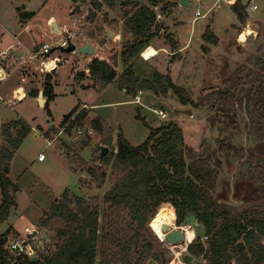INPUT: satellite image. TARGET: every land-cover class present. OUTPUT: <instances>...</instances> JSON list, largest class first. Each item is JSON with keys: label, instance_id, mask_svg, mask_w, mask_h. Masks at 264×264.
Listing matches in <instances>:
<instances>
[{"label": "trees", "instance_id": "obj_1", "mask_svg": "<svg viewBox=\"0 0 264 264\" xmlns=\"http://www.w3.org/2000/svg\"><path fill=\"white\" fill-rule=\"evenodd\" d=\"M100 1L102 3L99 0L91 2L96 11L103 10L104 6L114 10L117 6V0ZM146 1L147 4L132 2L131 10L124 14L123 33L130 36L121 51L120 61L126 67L124 72H117V61L113 65L93 59L88 64L89 74L80 73L76 80L82 82L88 77L93 83L89 88L98 93L117 83L118 88L126 90L132 98L145 91L156 96L172 94L181 107L209 108L231 118L233 124L236 123L238 107L247 102L248 125L260 141L256 154L264 158V59L259 60L262 73L243 65L228 78L222 89L197 102L185 89L176 86L169 76L158 71L152 79L140 78L135 72L134 62L164 31V24L155 9L161 8L165 12L167 8L165 0ZM72 3V14H75L80 11L83 0H72ZM248 6L237 0L231 7L242 24L248 21ZM34 15L20 13L19 17L28 20ZM90 16L94 20L96 15L91 13ZM97 30L98 26L87 34V39L96 41ZM164 37L172 51L177 53L178 44L171 35L164 34ZM203 40L212 45L219 42L210 27L206 28ZM203 49L208 52L207 47ZM55 73L52 70L47 75L44 85L45 111L49 116V105L57 96L52 83ZM247 86L251 88L241 96ZM137 119L150 129L146 141L133 146L120 131L114 147L113 129L100 117L90 119L89 112L80 106L65 115L60 129L68 136L76 134L77 126L89 125L95 138L100 140L101 149H109L107 156H99L94 162L77 157L71 163L75 173L85 175L79 179L80 188L101 190L105 186L106 192L100 200L80 197L65 190L40 220V228L54 233L48 251L38 259V263L33 259L17 261L20 264H170L166 243L161 242L150 228L159 214H166L173 227L175 221L178 227L186 226L188 218L193 217L203 228V237H207V241L196 237L188 246L192 257L201 258L206 264H264V206L256 205L239 212L222 203L216 192L222 165L218 158L194 156V148L186 143L182 129L175 123L152 128L140 114ZM32 131V126L24 120L2 127L0 189L3 202L0 225L8 220L16 207L13 194L18 191L4 174V169L11 164ZM92 138H85L87 140L80 144L88 146ZM67 147L71 149V146ZM219 152L243 155L245 151L221 141ZM255 171L264 178V159ZM239 193H244L245 203L264 202V183L259 186L252 181L237 183L236 194ZM9 235V230L0 235V264H12L11 260H14L6 248Z\"/></svg>", "mask_w": 264, "mask_h": 264}, {"label": "rangeland", "instance_id": "obj_2", "mask_svg": "<svg viewBox=\"0 0 264 264\" xmlns=\"http://www.w3.org/2000/svg\"><path fill=\"white\" fill-rule=\"evenodd\" d=\"M92 1L83 0L80 11L72 14L74 6L71 0H2L0 4V51L6 50L14 42L16 43V40L26 44L32 51L36 44L41 48L46 42L52 48L58 47L67 38L62 33H53L52 24L49 21L53 18L59 27H63L62 29L78 33L76 40L78 46L85 43L94 44L100 58L108 60L113 65L117 61V72L124 71L122 63H118L123 45L130 40V36H125L123 33L124 14L131 10L132 2L147 4V1L127 0L129 2L127 5L126 1L117 0V6L114 10H109L104 6L103 10L90 12V14L96 15L94 20L86 12ZM166 1L172 4L167 6L165 12L161 8L155 10L165 27L160 37L152 43L157 48L159 55L146 62V65L142 64L144 61L142 54L134 62L137 76L143 79L152 78L153 70L158 71L162 75L169 76L176 86L185 89L197 102L213 91L222 89L228 78L243 65L262 73L259 60L264 59V0H243L244 4L249 5L248 8L255 6L258 9L252 13L251 22L260 18L258 20L263 19L262 25H258V28L251 26V29L259 30L258 34L253 31L250 32V29L247 28L246 33L238 36V31L232 30L231 32L235 33L233 43H230L231 32L228 36L225 35V28L229 27L232 16L235 17L229 3L234 4L237 0L229 3L227 0H202L200 4L195 3V0H188V4L185 6L181 4V0ZM198 8H200L203 17L196 20L195 12ZM18 10L21 13L35 12L36 16L31 20L21 21ZM212 20H215L216 34L221 37V43L214 49V54L209 53L211 44L203 40L206 28L213 24ZM166 24L170 26L172 33L178 34L182 44H186L190 38L192 43L187 51L182 54L172 51L164 37V34L170 35ZM97 26V40L87 39V34L96 29ZM43 30H47L51 35L46 36ZM111 33L114 35L113 37H111ZM117 36L120 37L118 41L116 40ZM171 37L179 47L178 38L173 34ZM231 37L233 36L231 35ZM201 43L205 44L208 52L203 49L204 45L202 44V46ZM163 49H166L170 54L163 52ZM18 50L24 51L23 46H19ZM233 55L235 67L228 70L231 64H228L226 60L232 59ZM52 57L63 58L67 63L60 66L58 80L55 79L56 75L53 78V83L56 81L59 83L55 86L57 97L49 105L50 117L35 98L27 97L21 103H13L11 97H1L0 95V128L1 124H6L8 121L23 119L39 129L38 132L37 129L35 131L33 129V133L23 141L12 163L7 167L10 173L8 177L18 189L13 194L16 207L12 210L8 220L0 225V233L2 234H5L9 227L11 229L7 244L19 238L25 240V233H23L25 228L39 230L40 220L44 213L49 211L52 204L61 197L65 190L84 198L103 199L106 192L105 186L101 190L95 187L82 189L79 186V179L85 175L75 173L71 169V163L73 160L76 161L77 157H81L86 162L96 161L97 157L101 156L100 140L93 135L89 145L83 147L80 142L87 140L85 137L78 138L79 136L76 137L75 134L67 135V138L66 135H62L61 141L54 142L52 146H49L48 140L45 138L46 130L44 129L48 126V121H51V131L60 130L65 115L83 103L96 105L93 108L95 110L93 116L91 115L93 110L86 109L90 119L96 118L95 116L100 117L113 129L114 147L120 131H123L125 139L133 146L144 143L149 137L150 129L137 119L138 114L152 128H157L164 123H175L182 129L186 143L194 148V156L201 159L211 156L214 157V160L218 158L221 161L216 192L222 203L239 212L251 209L256 205L258 207L264 206L262 201L256 204L239 203L240 200L234 197L237 183L252 181L256 186L264 183V178L255 171L256 167L263 163L264 158L256 154L260 141L259 137L248 126L247 102L238 107L236 123L234 124L231 118H226L222 113L211 111L209 108L198 110L191 107H181L171 96L172 94L156 96L152 92L145 91L141 92L143 93L140 97L141 104L133 103L136 97H130L132 98L131 102L126 103L129 102V98L123 96L116 89L118 88L116 83L111 84L103 95H100L96 90H83L80 86H76L73 80L74 76L85 73L87 68L85 58L80 57L78 53L66 55L57 51ZM70 72L72 78L69 77ZM27 75L29 78L34 77L36 80H33V84L36 85V88H40V91L43 90L46 74L43 73V77L40 74L35 77V75L29 76V72H27ZM217 79L218 82H216ZM88 80L90 81L89 84L92 83L90 79ZM250 88V86L244 87V93L241 96H244ZM154 110L165 112L167 119L162 120L153 113ZM178 110H190L192 115H177L176 111ZM221 141L237 147L239 150L244 149L245 152L243 155H237L235 152L221 153L219 152ZM2 143L1 132L0 144ZM68 145L71 146L70 150ZM253 152H255L254 156ZM42 154L46 158L44 163L39 162V157ZM2 202L0 189V206ZM167 220L170 228L166 233L188 227L195 231L196 237L204 236L203 228L195 225L198 222L193 217H189L187 225L182 227H178L176 221L173 227L172 220L168 216ZM17 230H21V233ZM151 230L153 231L152 228ZM153 233L160 240L154 231ZM53 238L54 233L50 230L46 231L44 239H48L46 242L49 246H51ZM167 248L170 252L168 255L171 259L170 264H184L185 255H190L187 245L181 247L167 245ZM191 264L206 263L201 258H194Z\"/></svg>", "mask_w": 264, "mask_h": 264}, {"label": "crops", "instance_id": "obj_3", "mask_svg": "<svg viewBox=\"0 0 264 264\" xmlns=\"http://www.w3.org/2000/svg\"><path fill=\"white\" fill-rule=\"evenodd\" d=\"M1 1L2 0H0V4H1ZM72 1V0H71ZM181 1H183V0H181ZM188 1V0H187ZM242 2H244L243 0H241ZM165 2L167 3V6H169L170 4H172L171 2H168V1H166L165 0ZM228 2V1H227ZM229 3V2H228ZM92 4V3H91ZM187 4H188V2H187ZM230 5H231V7H232V5H233V3H229ZM244 4V3H243ZM74 6V5H73ZM74 8V7H73ZM72 8V9H73ZM155 10H157V9H155ZM258 10V9H257ZM256 11V10H255ZM254 11H251V10H247V13H248V16H249V18H248V21L246 22V24H242V23H240V21L238 20V17L236 16V14H234V12H232L233 14H234V16L235 17H233L232 16V19H231V22H230V25H228L229 27H226L225 28V32H226V34L225 35H229V33L232 31V30H237L238 31V36L240 35H242V34H244V33H246L245 31H246V29L247 28H249L250 29V32L251 31H253L255 34H258V32H259V30H253V29H251V26H254L255 28L257 27L258 28V25H262V20H258V19H260V18H257L255 21H253V22H251V16H252V13H253ZM18 13H19V15H20V11L18 10ZM31 13H34L35 14V12H31ZM158 15V14H157ZM36 15H34V17H35ZM33 17V18H34ZM33 18H31V19H33ZM31 19H28V20H31ZM160 19V18H159ZM21 20V19H20ZM21 21H27V20H21ZM50 22H51V24L54 22H56L53 18H51L50 20H49ZM160 21H162V19H160ZM165 21V20H164ZM212 25H210L209 27H211V30H212V32L214 33V35L219 39V42L217 43V45H212L211 44V46H209V48H211V51L209 52V53H212V54H214V49H216V47L218 46V45H220V43H221V37L220 36H218L217 34H216V30L214 29V23H215V20H212ZM178 25V24H177ZM56 26L58 27V29H59V31H60V34L61 33H63L65 30L64 29H62L63 27H59V25L56 23ZM166 26V28L168 29V32L170 33V35L172 36V34L173 35H175L176 36V38H178L177 40L179 41V47H178V51H177V53H180V54H182V53H184L185 51H187V49L188 48H190L191 47V40H190V38L187 40V42H186V44H182L181 43V39H180V37H178V34L177 33H172L171 31H170V26L169 25H165ZM176 27H178V26H176ZM229 28H231V29H229ZM1 32V31H0ZM43 32H44V34L46 35V36H49V35H51L49 32H47V30H43ZM49 34V35H48ZM259 34H261V33H259ZM204 35V34H203ZM231 35L233 36V37H231ZM119 36H117V41L119 40ZM234 38H235V33H232L231 32V34H230V43H233V40H234ZM153 43V42H152ZM152 43H151V45L149 46V47H152V48H154V49H156L157 50V48L156 47H154L153 45H152ZM44 44H49V43H44ZM43 44V45H44ZM204 45L205 46V44L204 43H201V45ZM86 45H91L93 48H94V53H93V55H86V56H83V55H81V54H79L78 52H75V53H70V54H76V53H78L79 55H80V57L82 56V58L84 57L85 58V65L87 66V68L85 69V74L86 75H88L89 74V70H88V64L91 62V60H93V59H101L99 56H98V54H97V48H96V46H94V44H88V43H85V44H82V45H80V46H77V51H78V49L79 48H81V47H85ZM202 45V46H203ZM230 45V44H229ZM19 46H23V50L25 51V53H24V51H19L18 50V47ZM212 46H214V47H212ZM148 47V48H149ZM36 48H38V52H35V49ZM39 48L40 47H38L37 46V44H36V46H35V48H34V50L32 51L31 50V48H28L27 46H26V44H22L21 43V41H19V40H16V43L14 42L12 45H10L6 50H4V51H8L9 50V53H10V55L8 56V57H6V58H2L1 56H2V54H3V52L4 51H0V70H2L5 74H6V79L4 80V81H0V95H1V97H11V99L13 100V103H21V102H23L27 97H31V98H34V97H36L35 99L38 101V103L40 104V106L41 107H44V109H45V105H46V102H47V99H45V96H44V86H43V90H41L40 91V88H36V85H34L33 83H34V81L36 80L34 77L33 78H29L28 77V75H27V72H29V76H34L35 75V77L37 76V75H39L40 74V76L41 77H43L42 75H43V73L44 72H42V70L43 69H45V67H44V63H46V62H48L47 63V68H48V72L47 73H44V74H46L45 75V81H46V77H47V75L52 71V70H55L56 71V73L54 74V76L56 75V80H58V77H59V72H60V66L63 64V63H67V61L66 60H64L63 58H59V59H57V58H54V57H52V55H54L56 52H54V53H52L50 56H48V57H46L45 59H41V57L42 56H40V55H38V53H39ZM54 48H57V47H54ZM53 48V49H54ZM59 52H61L60 50H58ZM158 51V50H157ZM163 52H165L166 54L168 53V54H170L166 49H163ZM62 53V52H61ZM159 53V52H158ZM230 53H231V51H230ZM62 54H64V53H62ZM143 54V53H142ZM141 54V55H142ZM66 55H68V54H66ZM141 55H140V57H141ZM159 55V54H158ZM218 56V55H217ZM26 57H29L30 58V62L29 63H25V61H24V59L26 58ZM142 58H143V56H142ZM179 58H181V56H179ZM121 59V58H120ZM235 58H234V55L232 56V59L230 58V59H227L226 61H227V63L228 64H231V66L229 67V69L228 70H232V69H234V67H235V64H233V63H235ZM143 60L144 61H142V64H146L147 65V63L146 62H149L150 60H145L144 58H143ZM118 63H121V61H119ZM34 66H36L35 68H34ZM135 66V65H134ZM122 67H123V70H125V66H123V64H122ZM34 68V69H33ZM33 71V72H32ZM234 71V70H233ZM41 72V73H40ZM124 71H121V72H119V74H122ZM154 73H155V70H153V76H154ZM70 76L69 77H71L72 78V73L70 72ZM80 74V73H79ZM78 74H76L75 76H74V82H75V84H76V86H80L83 90H94V89H92V88H89V87H91V85L93 84V83H88V82H90L88 79V77L86 78V79H84V81H82V82H80V81H77L76 80V76H77ZM153 78V77H152ZM152 78H146V79H152ZM41 79V78H40ZM34 80V81H33ZM78 82H80V83H78ZM216 82H218V79L216 80ZM53 83V82H52ZM58 83H59V81L57 82L56 81V83H53V84H55V86H57L58 85ZM44 85H45V83H44ZM116 85H117V83H116ZM110 87V85L109 86H107L104 90H103V92L102 93H99L100 95H103L105 92H106V90L108 89ZM116 87H118V86H116ZM3 88H4V90H3ZM117 90H119L122 94H123V96H125V97H128L129 98V102H126V103H130L131 101V99L132 98H130L131 96L130 95H128L127 94V92H126V90H120L119 88H116ZM35 94V96H33ZM143 95V93H141V95H138V97H141ZM57 97V96H56ZM43 99V100H42ZM40 101H43L44 102V106L43 105H41V103H40ZM10 102H12L11 100H10ZM80 107H82V109H92L93 110V108H95L96 107V105H88V104H86V103H83L82 105H80ZM140 107V106H139ZM94 111L95 110H93L92 111V113H91V115L93 116V114H94ZM48 115V114H47ZM95 115V114H94ZM49 116V115H48ZM50 117V116H49ZM95 117H97V116H95ZM19 120H23V119H19ZM13 121H18V119L17 120H12V121H8L6 124H8V123H11V122H13ZM24 121H26V120H24ZM30 126H32V128L34 129V131L37 129V132L39 131V129L38 128H35L30 122H28V121H26ZM50 123H51V121H48V126H46V128L44 129V130H46V132H45V138H46V140H48V144L50 143V142H52L53 144H54V142L56 143V142H59V141H61L62 139H61V136L62 135H66L67 136V134L63 131V129L61 130H59L58 132H57V130H52L51 131V128H52V126L50 125ZM6 124H1V128H0V131L2 130V127L4 126V125H6ZM33 133V132H32ZM56 133V134H55ZM0 136H1V134H0ZM67 138H68V136H67ZM88 138V137H87ZM68 140V139H67ZM52 144V145H53ZM51 145V146H52ZM20 149V148H19ZM17 154V153H16ZM46 161V158L44 159V161H39V162H41V163H44ZM12 163V162H11ZM7 168V167H6ZM5 170V169H4ZM10 174V173H9ZM8 176V175H7ZM40 228V227H39ZM26 229V228H25ZM25 229H24V231H25ZM8 230H11L10 229V227L8 228ZM17 231H19V233H21L20 231L21 230H17ZM16 231V232H17ZM24 231H23V233H24ZM7 232V231H6ZM5 232V233H6ZM0 235H3L2 233H0ZM9 238V237H8ZM8 245V244H7ZM6 248H7V246H6ZM34 260V259H33Z\"/></svg>", "mask_w": 264, "mask_h": 264}, {"label": "built area", "instance_id": "obj_4", "mask_svg": "<svg viewBox=\"0 0 264 264\" xmlns=\"http://www.w3.org/2000/svg\"><path fill=\"white\" fill-rule=\"evenodd\" d=\"M201 1L202 0H195V3L200 4ZM99 2L102 3L100 0ZM87 9L88 10L86 12L88 15L90 14V12L96 11L93 4L91 3L89 7H87ZM248 10L255 11L257 10V7L250 6ZM201 13L202 12L200 8H198L197 11L195 12L196 20L203 17ZM62 34L65 35L67 39H64L57 48L66 49L69 47L70 43L75 45L77 48L78 45L76 43V40L78 39V33L65 30ZM52 49L53 48L50 44H44L41 48H39L38 55L42 56L41 58L45 59L46 57H48ZM9 55L10 53L8 50V51H4L1 57L6 58ZM100 60L108 62V60L106 59L101 58ZM24 61L25 63H29L30 58L26 57ZM47 63L48 62L44 63L45 69L42 70V72L44 73L48 72ZM4 75L6 76V74L2 70H0V81H4L6 79L7 76L5 77ZM133 103L141 104L140 97L137 96ZM153 113L157 114L162 120L167 119V114L163 111L154 110ZM0 134H1V131H0ZM76 134L79 137L87 138V137H93L94 131L89 125H79L76 127ZM52 144L53 143L50 142L49 146H51ZM44 159H45V156L43 154L40 155L39 161H44ZM46 231L47 230L42 229V228H40L39 230L32 229V228H26L24 231L25 237H26L25 240H20L19 238L13 242H9L7 245V250L9 254L14 257V260H11V263L20 264L17 261V259L21 260L22 262H25L26 260L40 259L43 256V254H45L49 249V245L46 242L48 239H44V234H46ZM44 240H45V243H44ZM202 240L207 241V237H204Z\"/></svg>", "mask_w": 264, "mask_h": 264}, {"label": "water", "instance_id": "obj_5", "mask_svg": "<svg viewBox=\"0 0 264 264\" xmlns=\"http://www.w3.org/2000/svg\"><path fill=\"white\" fill-rule=\"evenodd\" d=\"M228 2H230L231 0H227ZM187 0H183L181 1L182 5H187ZM52 31L53 33H60L58 27L56 26V23H52ZM114 35L111 33V37H113ZM60 50L62 53L64 54H70V53H75L78 52L79 54L86 56V55H93L94 53V48L91 45H86L85 47H81L78 49H76V46L73 45L72 43L69 44V47L66 49H59V48H54L51 50L50 54L48 56H50L52 53L56 52ZM35 52H38V48L35 49ZM43 101H40L41 105H42ZM44 104V103H43ZM44 106V105H43ZM177 115L180 114H186V115H192V112L190 110H186V111H176ZM109 153V149L107 147H102L101 149V158L107 156V154ZM4 174L8 175L9 174V169L5 168L4 170ZM195 225L197 226L198 223H195ZM166 232L168 231V229L165 230ZM162 242H166V245L171 246V247H181L183 245H187V249L188 246L191 244H187V237H186V232L182 229L179 231H170L168 233H166L165 236V240L163 241L162 239H160ZM194 258L191 255H185L183 262L184 264H191L193 262ZM34 263H38V259H34L33 260Z\"/></svg>", "mask_w": 264, "mask_h": 264}, {"label": "bare ground", "instance_id": "obj_6", "mask_svg": "<svg viewBox=\"0 0 264 264\" xmlns=\"http://www.w3.org/2000/svg\"><path fill=\"white\" fill-rule=\"evenodd\" d=\"M233 1V0H231ZM158 51L152 47H149L143 52V58L145 60H151L152 58L156 57L158 55ZM151 228L153 231L162 239L163 241L165 240V234H166V229L170 228V224L167 220V215L166 214H159L151 223ZM186 232V237H187V244L192 243L196 237L195 231L185 227L183 229Z\"/></svg>", "mask_w": 264, "mask_h": 264}, {"label": "flooded vegetation", "instance_id": "obj_7", "mask_svg": "<svg viewBox=\"0 0 264 264\" xmlns=\"http://www.w3.org/2000/svg\"><path fill=\"white\" fill-rule=\"evenodd\" d=\"M249 126V125H248ZM249 128H250V126H249ZM233 190H234V187H233ZM244 194V193H243ZM242 193H239V195H237L235 192H234V197H236L238 200H240V202L239 203H245L244 202V200H243V197H244V195H243Z\"/></svg>", "mask_w": 264, "mask_h": 264}]
</instances>
